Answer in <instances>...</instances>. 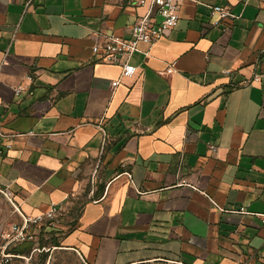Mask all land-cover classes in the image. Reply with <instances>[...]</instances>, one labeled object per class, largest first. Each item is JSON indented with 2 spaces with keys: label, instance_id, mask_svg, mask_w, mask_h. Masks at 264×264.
<instances>
[{
  "label": "crops",
  "instance_id": "0c3cea01",
  "mask_svg": "<svg viewBox=\"0 0 264 264\" xmlns=\"http://www.w3.org/2000/svg\"><path fill=\"white\" fill-rule=\"evenodd\" d=\"M213 5L239 17L215 26ZM144 11L0 0V231L21 221L13 203L59 204L36 238L84 264H264V225L229 211L264 212V0H185L112 90L121 67L91 47L129 37Z\"/></svg>",
  "mask_w": 264,
  "mask_h": 264
},
{
  "label": "built area",
  "instance_id": "2783aa9c",
  "mask_svg": "<svg viewBox=\"0 0 264 264\" xmlns=\"http://www.w3.org/2000/svg\"><path fill=\"white\" fill-rule=\"evenodd\" d=\"M185 0H132L136 6L144 7V13L138 20L130 27V36L124 37L117 34L105 35L104 39H97L92 45L93 54L99 56V60L117 64L121 67V76L111 82L112 90H114L121 81V77H131L136 74L138 67L131 62L132 56L136 51L140 50L139 44H153L161 38L167 36L170 31L178 24L180 19V10ZM211 14L216 15L212 24L215 26H222L225 20H232L239 17L234 14L227 7L221 5L211 6ZM176 71L173 63L168 65L161 74H170ZM228 74L230 69H226ZM253 81L259 80V75L255 74ZM251 80V81H252ZM249 80H244V83ZM20 85L15 89L16 93L23 90ZM4 133L0 129V137ZM10 144H5L4 148H0V155L4 153L6 147ZM212 151L217 149L215 144H211ZM7 198L13 203L12 194L9 190H3ZM15 210L21 216V221L11 223L7 228L0 231V264H10L13 257L18 254L11 251L12 247L24 243L35 242L36 234L34 229L37 226L44 224L53 225L57 223L63 215L62 207L59 204H52L48 210L38 215H28L22 212L15 203H13ZM223 210V208H221ZM231 212H239L244 214L256 215L264 225V212H254L241 205L237 208L229 209ZM39 248L34 247L33 250Z\"/></svg>",
  "mask_w": 264,
  "mask_h": 264
},
{
  "label": "rangeland",
  "instance_id": "374dc122",
  "mask_svg": "<svg viewBox=\"0 0 264 264\" xmlns=\"http://www.w3.org/2000/svg\"><path fill=\"white\" fill-rule=\"evenodd\" d=\"M43 242L46 244V249L42 248ZM51 243V238L40 240L36 238L35 242L20 250V256L13 257L10 264H84L81 259L72 251L65 249L51 248L48 250V245ZM19 245V244H18ZM16 245V246H18ZM12 247L11 251H14ZM39 248L33 250V248Z\"/></svg>",
  "mask_w": 264,
  "mask_h": 264
}]
</instances>
